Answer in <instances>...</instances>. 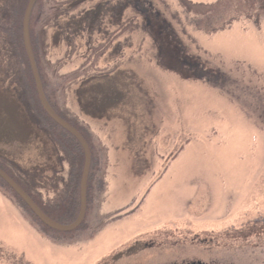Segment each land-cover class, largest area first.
I'll return each instance as SVG.
<instances>
[{
	"label": "flooded vegetation",
	"instance_id": "obj_1",
	"mask_svg": "<svg viewBox=\"0 0 264 264\" xmlns=\"http://www.w3.org/2000/svg\"><path fill=\"white\" fill-rule=\"evenodd\" d=\"M200 1L215 6L223 0ZM29 2L0 0V118L10 130L0 134V171L49 216L72 197L78 154L71 156V150L79 149L84 161L85 155L79 140L49 117L40 100L23 37ZM246 6L260 25L258 32L264 31V0H248ZM169 7L165 0H36L29 38L45 100L91 153L86 214L75 231L88 218L90 225L80 238L61 239L0 177V264H40L31 244L53 248L76 242L102 247L90 264L173 219H230L205 235L185 231L184 245H202L210 256L217 255L218 264H264V209L247 203L250 194L231 192L216 204L211 184L193 177L194 195L183 198L184 192L174 205V167L199 138L190 134L184 103L174 100L175 92L177 97L188 93L182 89L188 84L215 88L222 83V70L193 56L184 41L177 44L180 34L172 28ZM216 137L205 139L212 143ZM43 138L52 147L53 162L43 157ZM157 194L165 208L157 211V219L139 225L140 212ZM165 197L172 209L183 206L181 216L172 214ZM84 254L81 249L77 258Z\"/></svg>",
	"mask_w": 264,
	"mask_h": 264
},
{
	"label": "rangeland",
	"instance_id": "obj_2",
	"mask_svg": "<svg viewBox=\"0 0 264 264\" xmlns=\"http://www.w3.org/2000/svg\"><path fill=\"white\" fill-rule=\"evenodd\" d=\"M189 1L191 2L165 0L170 4L172 28L176 34H180L177 44L184 41L191 54L201 62L215 65L217 69L221 68L222 83L215 88L210 85L205 88L200 85H183L182 89L188 93L180 97H177L175 92L174 100L184 103L182 108L184 116H187L185 118L190 134L198 135L199 138L174 167L172 176L174 205L180 204L188 194L194 195L197 188L190 184L194 177L203 178L211 184L215 189L216 204L221 203V198H225L226 194L237 192L239 197L250 194L247 203L249 202L255 209H264V31L258 32L260 25L256 26L257 20L246 6L248 0H232L234 8L235 3L236 5L241 3L243 9L235 13L231 11L225 22L219 14L217 4L209 5L213 1L205 3L199 0ZM232 18L236 20L232 21ZM224 23H227L225 31H219ZM262 24L264 26V20ZM260 33L261 36L258 38L257 35ZM211 80H214V77H211ZM232 82L235 84H231ZM178 89L181 91V88ZM254 91H258L261 97H256ZM215 111L221 113L220 117L214 116L217 121H214L213 117ZM31 128L37 129L34 125ZM206 136L210 139L217 136V141L208 142ZM35 155L34 148L30 146L29 160H33ZM223 181L225 184L220 186ZM74 187L75 192H79L80 182L79 184L74 182L72 190ZM158 192L164 193L163 190ZM184 192V197L179 200ZM76 196L75 199L71 197L69 203L67 201L61 203L59 210L56 208L48 217L60 226H69L77 218L80 208V198L79 206L76 207L72 203L74 200L78 202V194ZM163 198L159 194L152 197L140 212L139 225L143 226L147 221L157 219V211L165 208ZM165 200L171 206L173 215H182L183 206L173 205L172 209L171 198L165 197ZM253 213L259 212L253 210ZM83 225L71 233L51 229L47 231L63 240L74 238L76 235L80 238L79 235L87 233L90 218L86 219ZM39 246L40 248L37 244H31L33 252L39 256L40 264H86L89 258L102 248L93 249L91 244L86 247L79 242L75 245L62 244L53 248L42 247L40 244ZM81 249L85 254L77 258ZM151 258L149 256V259ZM200 260L202 259L196 258V262ZM209 263L218 264L214 260H210Z\"/></svg>",
	"mask_w": 264,
	"mask_h": 264
},
{
	"label": "water",
	"instance_id": "obj_3",
	"mask_svg": "<svg viewBox=\"0 0 264 264\" xmlns=\"http://www.w3.org/2000/svg\"><path fill=\"white\" fill-rule=\"evenodd\" d=\"M36 0H30L25 17H24V44L29 54V58L32 65L33 74L35 77L36 85L42 105L51 119L64 129L74 135L81 143L85 161L84 168L80 182V213L78 219L70 226L63 227L51 219H49L35 204L34 202L11 180L7 175L0 171V177L3 178L7 184L27 203L37 218L52 230L59 232H72L75 231L83 222L86 208H87V183L91 168V153L85 143V141L68 125L62 122L51 110L47 104L41 82L37 73V69L34 62L33 53L31 51L30 38H29V23L32 9ZM6 121L0 118V134L8 133L10 130L7 128ZM43 140V157L46 160H54V153L48 140ZM24 169V168H23ZM230 219L221 222H184L181 219H173L166 221L157 227H153L147 231H144L133 238L126 241L121 247L113 250L112 252L104 255L103 257L93 261L90 264H208L210 260L217 258V255H209L208 251L204 250L202 245H184L183 236L185 231H190L194 235H205L210 228L215 225H223ZM169 238V239H168ZM144 240L145 242L140 244L138 241ZM137 241V242H136ZM136 242V243H135ZM201 246V247H198ZM251 249V248H249ZM125 251V252H124ZM201 251H205L203 253ZM120 252V253H118ZM200 253V255L198 254ZM149 256L152 258L149 259ZM206 256L208 258L205 260ZM196 258L202 260L196 262ZM213 258V259H212Z\"/></svg>",
	"mask_w": 264,
	"mask_h": 264
},
{
	"label": "trees",
	"instance_id": "obj_4",
	"mask_svg": "<svg viewBox=\"0 0 264 264\" xmlns=\"http://www.w3.org/2000/svg\"><path fill=\"white\" fill-rule=\"evenodd\" d=\"M233 3H234V1H232V0H223L221 3H219L217 6H218V8L220 9L219 10V14L221 15V17H222V20L224 19V22H225V20H226V18L228 17L229 18V13L231 12V11H233V13H235L237 10L240 12V10H242L243 9V7L241 6L242 4L240 3V5L237 3V5H236V3H235V8H234V5H233ZM234 8V9H233ZM236 19H233L232 18V21H235ZM227 23H224L219 29V31H222L223 32V30L225 31V29H226V25ZM257 26V25H256ZM258 27V26H257ZM258 95L261 97V94L260 93H258ZM72 149V148H71ZM79 150V149H78ZM78 150H77V152L75 153L74 152V150L72 149L71 150V152H70V155L71 156H73V155H75V156H77V154H78V156H77V158H76V160H77V167L76 168H74V170H73V172H72V185H73V183L74 182H78V184H79V182H80V177H81V172H82V165H83V161H84V159H83V154L81 153V151L79 150V152H80V154H79V152H78ZM71 188H72V186H71ZM76 188L74 187L73 188V190H72V198L73 199H75L77 196V194H78V202H75V200H74V202H72L73 204H74V206H79V198H80V192H75L76 190H75ZM67 203H69L68 202V200H67ZM62 205V204H61ZM61 205L60 206H56V208H57V210H59V208L61 207ZM66 208H67V206H66Z\"/></svg>",
	"mask_w": 264,
	"mask_h": 264
},
{
	"label": "bare ground",
	"instance_id": "obj_5",
	"mask_svg": "<svg viewBox=\"0 0 264 264\" xmlns=\"http://www.w3.org/2000/svg\"><path fill=\"white\" fill-rule=\"evenodd\" d=\"M247 260H250L251 263H254V262H253L254 260L252 259V257H249V259H247ZM214 261H216V260H214ZM241 262H242V261H241Z\"/></svg>",
	"mask_w": 264,
	"mask_h": 264
}]
</instances>
